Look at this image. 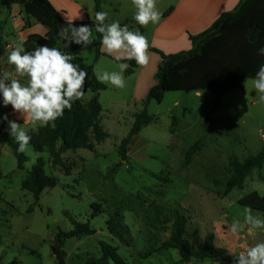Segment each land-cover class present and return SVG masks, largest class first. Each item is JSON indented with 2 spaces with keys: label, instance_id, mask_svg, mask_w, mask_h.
<instances>
[{
  "label": "rangeland",
  "instance_id": "obj_1",
  "mask_svg": "<svg viewBox=\"0 0 264 264\" xmlns=\"http://www.w3.org/2000/svg\"><path fill=\"white\" fill-rule=\"evenodd\" d=\"M169 1L157 3L166 7ZM77 4L87 14L71 7L68 17L92 22L94 1L78 0ZM100 7L108 13V22L128 20L125 25L130 30L141 32L140 25L130 21L135 13L131 0H100ZM17 12L12 11L13 15ZM7 14V9L1 8L0 18L6 19ZM32 25L42 27L33 21ZM153 27L150 23L141 32L149 43L148 53L151 45L162 43L153 39ZM2 28V43L22 44L18 34L10 33L8 22ZM94 42L88 47L80 45L78 59L73 61L85 71L96 55ZM100 49L105 52L102 46ZM10 51L1 63L5 73L14 77V66L7 64ZM158 60L157 54L149 55L147 65H138L131 75L124 72L122 89L104 84L106 89L99 92L98 98L102 107L99 124L108 137L97 143L90 134V147L63 152L60 164L53 163L49 150L37 153L29 147L24 153L28 161L24 170H19L0 136V264L13 260L18 264H57L51 250L57 233L69 231L75 223L87 222L95 233L63 243L66 264H83L89 257H100V242L116 248L125 264H178L180 252L160 250L169 238L177 209L186 217L185 236L194 248L203 243L207 234H213L214 245L235 258L233 254L264 242V229L246 227L235 236L229 231L234 219L243 223L248 209L245 204L255 196L264 197V164L246 176L243 188L226 193L230 161L242 162L264 148V103L252 88L253 79L246 80L243 90L225 93L218 109L209 115L214 96L206 91L166 92L160 103L150 101L146 112L151 122L133 137L126 160L121 161L120 142L144 108ZM94 69L95 73L119 71V62L102 54ZM17 79L27 83L24 78ZM91 97V93H85L82 103ZM6 115L28 135L43 128L24 121L11 105ZM3 117L0 100V124ZM194 144L196 151L186 163L185 154ZM38 158L43 160L45 173L56 179V185L42 188L36 198L21 184ZM252 214L264 219L257 211L252 210ZM187 264L228 263L192 260Z\"/></svg>",
  "mask_w": 264,
  "mask_h": 264
},
{
  "label": "trees",
  "instance_id": "obj_2",
  "mask_svg": "<svg viewBox=\"0 0 264 264\" xmlns=\"http://www.w3.org/2000/svg\"><path fill=\"white\" fill-rule=\"evenodd\" d=\"M94 1V15L100 11V0ZM18 5L24 13L23 29L31 27V22L40 24L45 28L44 36L37 34L28 35L23 42L26 51H32L37 47H56L61 45V50L72 54L74 57L80 45L65 43L71 40V25L93 24L92 22H68L57 11L50 0H0V6L10 9ZM63 32V39L59 33ZM94 42L96 55L92 64L87 68L88 75L85 79L84 91L92 94L87 103L76 101L71 111L65 110L62 118L54 123L41 128L37 134L30 135L29 147L42 153L49 150L54 164H60L61 154L67 150L87 149L90 147V134L97 142H103L108 134L101 128L99 117L102 107L99 103V92L106 86L96 80L94 68L100 52V34L95 33ZM191 48L174 54H164L156 49H150L160 57V62L154 74L155 84L149 89L144 100V108L135 117V120L121 140L118 155L121 161L126 160L127 147L143 126L151 122V117L146 112V106L150 101L160 103L166 92H200L206 91L214 96V103L208 115L215 112L220 104L222 96L231 89L243 90L244 83L253 79L260 65L264 64V55L258 50L264 48V0H242L233 12L224 13L204 32L197 36H190ZM3 55L0 44V58ZM129 64L125 71L131 75L138 67L134 60L121 61ZM8 107H4V116ZM6 121L0 124V136L2 143L12 152L17 161V169L24 170L28 157L17 151L18 144L10 137L7 131ZM58 148H55V147ZM197 144H194L185 154V161L189 163L195 153ZM264 164V148L255 156L246 158L240 162L236 159L230 161L231 177L227 181L226 193L232 189H241L248 174L255 169H260ZM56 185V179L45 173L43 160L38 158L36 163L26 172L21 188L36 198L42 188H52ZM247 208L261 213L264 217V197H256L255 200L245 204ZM95 216V215H94ZM111 233L113 232L109 226ZM95 233L89 223H75L69 231H59L51 247L57 264H66V253L62 245L68 239H81ZM186 217L177 209L173 212V223L169 238L164 241L160 250H176L181 253V261L178 264H187L192 260L224 262L236 264L227 250L217 248L214 245V235L207 234L203 243L194 248L187 237ZM101 255L98 258L89 257L83 264H125L117 249L109 244L100 242ZM8 264H18L16 260Z\"/></svg>",
  "mask_w": 264,
  "mask_h": 264
},
{
  "label": "clouds",
  "instance_id": "obj_3",
  "mask_svg": "<svg viewBox=\"0 0 264 264\" xmlns=\"http://www.w3.org/2000/svg\"><path fill=\"white\" fill-rule=\"evenodd\" d=\"M135 8L134 21L146 27L150 23L156 24L160 20V13L156 8L157 0H131ZM93 21V20H92ZM95 33L100 34V43L106 54L119 62V71L96 72L99 83L113 86L117 89L125 87L124 72L129 68L128 63L121 61L134 60L137 65L145 66L149 63V43L139 30H130L120 21L108 22V13H95L92 26L71 25V40L65 43L88 47L96 40ZM63 39L64 33H59ZM264 55V48L258 50ZM74 56L57 47L40 46L32 51H26L22 44L12 46L7 55V64L14 66L15 75L26 79L22 84L20 79H13L10 74L0 72V100L2 106L11 108L24 121L33 127L48 126L62 118L65 110L71 111L76 101L85 95L84 84L88 73L79 64L73 63ZM252 88L261 103H264V64L260 65L252 80ZM8 124V134L18 144L17 151L25 153L29 148L31 136L15 121L2 118ZM246 227L264 229V219L254 216L252 209H245L243 223L234 219L229 226L230 233L235 236ZM236 264H264V242L256 243L245 251L233 254Z\"/></svg>",
  "mask_w": 264,
  "mask_h": 264
},
{
  "label": "crops",
  "instance_id": "obj_4",
  "mask_svg": "<svg viewBox=\"0 0 264 264\" xmlns=\"http://www.w3.org/2000/svg\"><path fill=\"white\" fill-rule=\"evenodd\" d=\"M241 1L242 0H171L167 3L166 7H164L162 4L156 3V8L160 13V20L158 23L154 24L152 37H154L153 39H159V41H162V43L151 45L150 49H156L164 54H174L180 51L189 50L191 48V43L189 41L190 36H197L204 32V30H207L219 18V16L224 13L233 12ZM50 2L53 7L61 13L62 17L66 21L85 22L75 21L70 19L67 15L68 11L72 9L71 7L81 10L83 15L87 14V11L83 10L80 5L77 4L78 0H50ZM1 8L4 7L0 6V14ZM14 10L18 11L16 15H13L12 13ZM7 11L8 17L6 19H2L1 16L0 18V42L3 50V55L0 58V72L4 73L5 69H3V63H1L2 58L9 50L12 49V46L9 43H2L1 38L4 34L2 27L5 23L8 22L11 28L12 32L10 33L19 35L22 40V44L27 39L28 35L37 34L44 36L46 33L45 28L38 25H32L28 29H23L22 17L24 14L22 13L20 6L13 5L10 9H7ZM94 11L95 7L93 8V15ZM14 16L16 17L14 18ZM13 19H15V22L12 21ZM127 21L120 23L123 26L127 23ZM130 21L134 22L133 17H131ZM139 28L142 32L143 28L140 26ZM9 35L12 36L11 34ZM159 44H162V46H159ZM56 47L61 49L60 44H58ZM101 54L108 56L102 51ZM148 54L154 56L156 53L150 51ZM77 55L78 53H76L74 58L78 59ZM157 62H160V60ZM12 78L17 79L16 76ZM154 84L155 81L148 87L146 96L149 89Z\"/></svg>",
  "mask_w": 264,
  "mask_h": 264
}]
</instances>
